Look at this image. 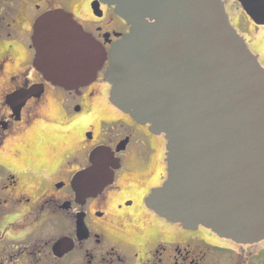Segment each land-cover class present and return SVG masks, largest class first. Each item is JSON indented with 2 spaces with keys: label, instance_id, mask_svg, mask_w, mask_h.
<instances>
[{
  "label": "flooded vegetation",
  "instance_id": "1",
  "mask_svg": "<svg viewBox=\"0 0 264 264\" xmlns=\"http://www.w3.org/2000/svg\"><path fill=\"white\" fill-rule=\"evenodd\" d=\"M223 1L247 42L232 11L249 31L264 35V0ZM58 10L71 15L106 54L95 79L78 89L54 85L35 65L36 22ZM130 31L111 0H0V146L10 138L25 140L41 123L35 122L36 109L52 96L63 98L65 117L45 122L61 124L59 130L38 132L17 150L29 161L23 168L2 165L7 172L0 177V264H207L210 254L219 264H264V240L240 243L208 226L187 228L150 207L149 196L167 178V135L112 103L106 80L110 52ZM252 51L264 67L261 53ZM94 98L107 101L112 118L74 131L75 122L65 119L82 113L83 102ZM99 149L112 152L119 167L101 192L78 198L73 177L92 166L91 155ZM133 160L146 161L152 171L129 173ZM29 176L34 178L24 182Z\"/></svg>",
  "mask_w": 264,
  "mask_h": 264
},
{
  "label": "water",
  "instance_id": "2",
  "mask_svg": "<svg viewBox=\"0 0 264 264\" xmlns=\"http://www.w3.org/2000/svg\"><path fill=\"white\" fill-rule=\"evenodd\" d=\"M111 1L131 25L110 52L112 103L168 139L167 178L150 207L187 228L264 240V67L225 2ZM35 30L47 80L73 90L95 79L106 54L71 15L46 14ZM91 161L73 177L78 198L101 192L119 167L108 149Z\"/></svg>",
  "mask_w": 264,
  "mask_h": 264
},
{
  "label": "rangeland",
  "instance_id": "3",
  "mask_svg": "<svg viewBox=\"0 0 264 264\" xmlns=\"http://www.w3.org/2000/svg\"><path fill=\"white\" fill-rule=\"evenodd\" d=\"M230 3L232 2V0H228ZM74 4V2L72 3V5ZM234 9V8H233ZM240 12V11H239ZM232 18L234 23H236L237 25H239L241 32H243V34H245L250 42V45L252 47V49H254L255 51L261 53L262 55V60L264 61V35L259 37V34L256 32H253L252 30L249 31L241 22V19L239 17V13H235V11H232ZM259 37V38H258ZM247 39V38H246ZM248 42V43H249ZM70 100H72L71 98H69ZM95 101H91L89 102L84 101L83 102V112L80 114H76L73 113L71 115L74 116L71 119H65V121L67 120V122H71V120L73 119H80L81 121H76L75 122V127H74V131L79 128V125L85 123V122H93L97 119L100 118H107V119H111L112 117L110 115L113 114L112 111L109 110V108L107 107L108 103L106 100H98L96 98H94ZM63 98L60 96H52V98L49 100V102H43L42 104H40V106H38L37 110V114L35 116V122H41L40 124H38L31 133H29L26 137V139L24 140L23 137H19L17 139H15L14 141L11 140L12 138L8 139L9 141H7L4 146H0V177L1 176H5L7 170H4L2 165H10L11 167H19V168H23L24 165H26L27 163H29V161H27L26 159H22L17 150H20L22 146H24L25 142L34 140L36 138V136L34 137V135H36L38 132L39 134L43 133V130H51V132L53 131L54 126H56L57 130H59V127L61 124L58 125H53L51 126L50 123H45V122H63V119L65 117L62 116L63 114ZM90 105H89V104ZM83 115V116H82ZM79 116V117H76ZM77 125V126H76ZM49 126V127H48ZM50 127L52 129H50ZM58 132V131H57ZM56 134V133H53ZM38 135V134H37ZM32 137V138H31ZM72 151H68L67 153H71ZM43 156H48L47 154H44ZM46 161V160H45ZM142 164L138 163L137 161L133 160L131 162V165H129V173L131 174H137L139 172H149L152 171V165H145L144 163H146V161L141 160ZM138 175V174H137ZM136 176V175H135ZM33 176H29L28 178L24 179V182H29L31 179H33ZM207 257H209L207 259V264H215V262H213V257L210 255H207ZM219 264V263H216Z\"/></svg>",
  "mask_w": 264,
  "mask_h": 264
},
{
  "label": "bare ground",
  "instance_id": "4",
  "mask_svg": "<svg viewBox=\"0 0 264 264\" xmlns=\"http://www.w3.org/2000/svg\"><path fill=\"white\" fill-rule=\"evenodd\" d=\"M82 116H83V115H82ZM76 117H79V116H76ZM76 121H79V122H80L81 120L78 119V118H77L76 120H75V119H74V120H73V119L71 120V122H76ZM57 122H58V121H57ZM85 123H86V122H85Z\"/></svg>",
  "mask_w": 264,
  "mask_h": 264
}]
</instances>
